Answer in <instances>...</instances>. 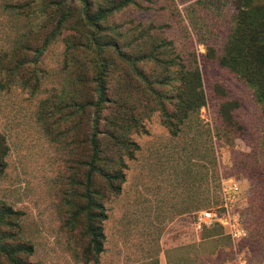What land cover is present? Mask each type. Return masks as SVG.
I'll list each match as a JSON object with an SVG mask.
<instances>
[{
  "label": "rangeland",
  "instance_id": "rangeland-1",
  "mask_svg": "<svg viewBox=\"0 0 264 264\" xmlns=\"http://www.w3.org/2000/svg\"><path fill=\"white\" fill-rule=\"evenodd\" d=\"M18 1L0 0V132L8 145L0 202L19 212L11 220L15 225L1 230L14 231L17 241L33 245L31 261L85 264L61 223L60 199L73 170L68 149L74 131L61 135L72 123L51 111L54 104L69 102L75 91L67 77L70 70L64 68L65 44L59 38L40 56L35 90L19 80L31 76L33 63L27 61L15 77L4 69L21 57L9 48L30 26L6 6ZM88 1L94 10L109 0ZM247 5H264V0H247ZM235 13L233 0H136L109 18L124 27H149L166 40L167 54L178 61L195 59L205 104L177 135L161 122L158 111H145L144 129L131 130L129 137L138 147L132 157L125 154L121 192L105 200L99 264H144L157 254L159 264H166L167 257L188 264L192 251L213 264H264V111L236 70L218 59L236 54L230 38ZM156 70L154 79L167 77L162 68ZM166 88L167 97L174 93ZM171 100L165 103L170 106ZM226 101L235 103L233 128L223 125L218 114ZM86 130L84 125L81 131ZM86 170L83 166L82 175ZM233 182L237 192L230 188ZM203 202L209 205L195 208ZM204 209H215L220 220L198 229L194 222ZM207 231L216 234L201 240Z\"/></svg>",
  "mask_w": 264,
  "mask_h": 264
},
{
  "label": "trees",
  "instance_id": "trees-1",
  "mask_svg": "<svg viewBox=\"0 0 264 264\" xmlns=\"http://www.w3.org/2000/svg\"><path fill=\"white\" fill-rule=\"evenodd\" d=\"M135 3L136 0H109L94 10H90L88 0H21L6 4L30 26L9 48L19 51L21 60L4 69L15 77L19 76L16 70L27 61L33 63V70L28 71L32 77L19 78L30 90L37 86L32 81H39L36 70L40 56L59 38L65 44L64 68L70 70L67 77L75 91L69 102L54 104L56 112L51 111L72 123L71 128L61 129V135L74 131L68 149L73 170L70 187L60 199V212L74 251L85 264L101 262L103 222L107 218L105 200L121 192L127 167L125 154L132 157L138 147L129 134L132 129H144L145 111H158L161 122L172 135H177L205 104L195 59L178 61L168 55L166 40L152 34L149 27H124L109 20ZM233 4L236 13L230 38L236 45V54L231 59L225 55L218 59L236 70L264 111V5L248 7L247 0H233ZM29 52L34 54L31 59ZM110 53L114 58L109 57ZM156 68H162L167 77L154 79L159 75ZM168 86L174 93L167 97L164 90ZM168 98L174 99L170 106L165 103ZM234 106L235 103L226 101L218 108L221 123L229 128L235 127ZM63 109L68 111L64 113ZM83 118L86 122L82 125ZM84 125L87 130L81 131ZM7 152L8 145L0 132V174L6 167ZM83 166L87 170L82 175ZM207 205L203 202L195 208ZM18 214L10 205L0 202V264H42L28 259L33 252L31 243L17 241L14 231L1 230L3 225H15L11 220ZM211 233L207 231L201 240L216 234ZM165 255L168 256L167 252ZM157 256L147 257L145 264H158ZM187 260L188 264H213L208 257L193 251ZM167 264L174 263L167 257ZM175 264H179L177 260Z\"/></svg>",
  "mask_w": 264,
  "mask_h": 264
},
{
  "label": "built area",
  "instance_id": "built-area-1",
  "mask_svg": "<svg viewBox=\"0 0 264 264\" xmlns=\"http://www.w3.org/2000/svg\"><path fill=\"white\" fill-rule=\"evenodd\" d=\"M230 188H232L234 192H237V183L233 182ZM223 189L226 190V187H224ZM219 220L220 217L215 209H204L197 212L194 226L198 229H201L203 226H208L211 223Z\"/></svg>",
  "mask_w": 264,
  "mask_h": 264
},
{
  "label": "crops",
  "instance_id": "crops-1",
  "mask_svg": "<svg viewBox=\"0 0 264 264\" xmlns=\"http://www.w3.org/2000/svg\"><path fill=\"white\" fill-rule=\"evenodd\" d=\"M157 260H158V264H159V258L157 256ZM147 260H143V263L145 264ZM160 264H162V261H160ZM166 264H167V260H166Z\"/></svg>",
  "mask_w": 264,
  "mask_h": 264
}]
</instances>
